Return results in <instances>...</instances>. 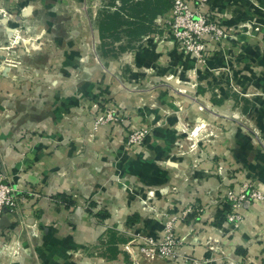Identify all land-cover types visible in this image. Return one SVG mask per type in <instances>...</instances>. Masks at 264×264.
Listing matches in <instances>:
<instances>
[{
	"label": "crops",
	"instance_id": "crops-1",
	"mask_svg": "<svg viewBox=\"0 0 264 264\" xmlns=\"http://www.w3.org/2000/svg\"><path fill=\"white\" fill-rule=\"evenodd\" d=\"M39 1L42 8L32 10L31 18L47 17L55 30L54 15L63 11L77 19L79 35L66 44L60 73L47 75L54 84L37 86L28 99L26 90L15 87L6 99L10 86L0 68V111L6 106L15 114L14 121H0V170L20 196L6 216L9 226L0 223V264H133L136 246L127 235L110 234L109 243L97 248L101 224L143 226L147 236L160 239L163 214L186 209L175 222L185 258L148 264H264V201L252 199L239 208L242 221L234 228L224 208L210 200L214 188L226 183L249 184L264 195V54L258 51L264 44V0H206L219 15L228 13L227 24L251 19L259 30L254 39L239 32V46L223 41L204 64L183 54L172 37L145 39L166 30L156 22L172 0H72L66 8L65 0ZM123 36L125 44L119 43ZM237 50H243L241 63L230 58ZM46 57L26 62L45 64ZM234 63L243 68L238 74ZM72 65L80 66L75 78ZM234 76L239 88L251 86L250 95H233ZM98 98L115 104L123 120L95 126L74 115L80 105L91 117ZM200 106L213 107L221 136L200 142L208 154L175 153L177 115L189 121L207 117ZM235 111L250 119L243 127L260 130L255 142L245 130L232 141L222 131ZM139 127L148 130L144 142L127 148L128 132ZM213 158L221 170L212 168ZM12 232L21 244L31 241L35 256L11 244L1 247ZM208 239L217 241L215 250L207 248Z\"/></svg>",
	"mask_w": 264,
	"mask_h": 264
},
{
	"label": "rangeland",
	"instance_id": "rangeland-1",
	"mask_svg": "<svg viewBox=\"0 0 264 264\" xmlns=\"http://www.w3.org/2000/svg\"><path fill=\"white\" fill-rule=\"evenodd\" d=\"M72 0H65L63 3L65 5V8L67 7L66 4H69L71 6ZM39 8H42V3L38 0H4L0 2V68H2L5 72L7 83L10 86L8 92H7V100L12 97V91L15 88H22V90H26V93L28 94L27 99L30 98L31 91H35L37 86H45L49 88L51 85L54 84L53 82H50L47 80L48 74L57 75L60 73L62 68V63L64 61L65 52L67 51V43L69 42H77L78 38V31H77V19H71L72 17L63 15L62 12L59 16L54 15L55 18L53 19V23L57 25V28L51 29L50 27V19L47 22V17H37L36 15L34 18H31L32 10H37ZM60 10V8H59ZM66 12V10H65ZM227 18L228 13H226V17L224 20V23L227 24ZM241 23H247L250 26L253 27V20H245L241 21L235 24H232L234 27V31H231L232 34L237 35L239 32H243V29L246 27H242L237 29V25ZM75 26V29L70 28L71 26ZM229 25V24H227ZM248 35V38L254 39V32L251 33H245ZM237 40L238 39V36ZM228 41V40H226ZM232 41L236 42V40L232 39ZM62 44V45H61ZM215 51V50H214ZM260 53L264 54V44L261 46V49L258 50ZM240 54H243V50H237L233 55H231V60L235 59L238 61V56ZM47 56V57H46ZM29 57H38V58H48L47 63L45 64H28L26 62V58ZM243 61V59H242ZM240 61L239 63H241ZM239 63H234L233 69L235 72L240 73L243 68ZM73 66V65H72ZM264 67V65H262ZM261 65L257 66V68L262 67ZM79 65H74L71 71L72 76L75 78L78 76L79 72ZM264 70V68L262 69ZM37 77L39 79H37ZM196 77V76H195ZM235 78L231 77L229 87L231 89V92L233 95H239V92L242 94L250 95L252 92H250L247 88H250L251 86H248L246 90L239 88V82L237 80L232 79ZM238 78V75H237ZM38 83V85H37ZM257 90H261L262 88L257 87ZM235 97V96H234ZM239 97V96H237ZM241 98V97H240ZM12 100V99H11ZM94 108L96 110L94 113L92 112V116L88 117V114L85 112H82V108L80 105H75L74 109L76 116H78L79 120L86 121V122H92L95 126H106L108 124H113L118 121L123 120L122 112L117 110V112L121 113V120L118 119V121H106L105 116L107 114L106 109L109 107L116 108L115 104L112 102H109L106 99H97L94 101ZM237 104H235L233 107H236ZM84 108V107H83ZM206 109L204 106H200V111L205 112ZM209 110L206 109V111L209 112L207 117L205 115H198L194 118L193 121H189L186 118H181L179 115H177V123L174 127L176 130V138L174 140V146H175V153L177 154H208L210 152L205 151L203 148L199 146L200 142H203L205 140H214L218 139V131L221 132V129H216V124H213L212 122V114L213 113V107L209 106ZM260 112V111H258ZM163 113L167 114L165 111ZM214 114V113H213ZM73 115V114H72ZM73 115V116H74ZM168 115V114H167ZM215 115V114H214ZM69 117V116H68ZM15 114L12 113L11 109L6 107L3 108L2 111H0V121H14ZM249 118H245L243 114L235 111L232 112L229 118L228 123H230L226 128H224L222 131L227 132L228 135L231 138L236 137L240 130L246 132L245 135L249 139L255 142L256 138H258V134L260 133V130L258 131V128L256 129L254 126L249 128L243 127L244 123ZM165 120V119H162ZM212 122V123H211ZM181 123V124H179ZM199 124H202V128L198 129L197 126ZM94 127V126H93ZM242 127V128H241ZM143 127L132 129L128 132L127 136L131 134L132 131H135L137 129H140ZM221 128V127H220ZM145 129V128H144ZM148 133V130H147ZM248 133H250L248 135ZM87 138L89 140H92L93 135L91 133H87ZM127 140V138H126ZM125 140V146L127 148L133 149L134 146L127 144V141ZM137 146V145H135ZM235 147V145L230 144V148L232 149ZM214 159V158H213ZM212 162V168L216 169L217 171L221 170V167L215 159ZM194 163V162H193ZM197 165L201 166L204 165L203 161L197 160ZM194 166V165H193ZM230 170H232V174L234 172H237L238 168L237 166H230ZM241 171V170H240ZM243 183L240 185L239 188H241ZM249 187L251 185L247 184ZM122 188H125L121 184ZM248 187V188H249ZM218 188V189H217ZM215 187V193L213 195L212 202L213 204L217 205L220 209L224 208L225 210V217L227 213L226 206L231 204H238V194H239V188H235L233 184L226 183L224 187ZM255 188V187H254ZM228 195H231V199L228 198ZM223 204H226L225 206ZM104 206V204H101ZM144 207H147V204H143ZM88 206V204H86ZM155 212H157L156 207H152ZM155 208V209H154ZM86 209H88L86 207ZM90 211V209H89ZM121 234V236L127 235L129 238L134 239L131 243L136 246L135 253L136 255L133 256V264H146L145 260L143 259V256L139 254L137 256V253H139V248L145 246V235H148L145 233V228L143 226H118L116 229L115 224L113 223H106L101 224V229L99 231L98 239L103 237L104 241H102V245H107L109 243L110 234L115 233ZM13 233L8 234V237H6L5 242L1 245L3 248H7L9 244L14 245L17 247V251L20 249H26L27 252H29L30 256H35V247L31 243L30 240H26L25 244H21L18 240H22V238H18V235L13 236ZM123 234V235H122ZM19 243V244H18ZM92 252L95 251L94 246H91ZM103 251V249H102ZM91 252V253H92ZM90 254V253H89ZM100 254V253H99ZM36 258V257H34Z\"/></svg>",
	"mask_w": 264,
	"mask_h": 264
},
{
	"label": "built area",
	"instance_id": "built-area-1",
	"mask_svg": "<svg viewBox=\"0 0 264 264\" xmlns=\"http://www.w3.org/2000/svg\"><path fill=\"white\" fill-rule=\"evenodd\" d=\"M171 2L168 10L156 22L158 28H165L166 30L160 34L153 32L145 36V39L152 37L155 41H163L168 37H172L181 52L192 55L197 64H204L223 41H232L234 39L238 46L242 43V41L237 40V35L232 34L231 31H234V27L224 23L226 14L220 13L219 15L218 11L206 7V0H172ZM236 27L237 29L246 27V29H243L244 33L259 30L258 26L252 27L247 23L238 24ZM119 43H126L125 36L121 38V42ZM190 72L191 70L187 71L189 76ZM106 112V121H118V119H122L121 113L117 112L114 107H109L106 109ZM146 135V128L132 131L127 136V144L132 146L140 145L144 142ZM248 187L247 184H243L239 188L238 204L226 206V220L234 228L242 221L239 208L248 206L252 199L264 201V195L259 189H249ZM228 198L231 199V195H228ZM212 199L213 196L210 197L211 201ZM19 201L20 196L18 195L17 186L5 180L0 170V220L3 216L12 215ZM223 205L225 206L226 204ZM187 210L180 213L163 214V234L160 239L145 235V246L139 248V254L143 256L146 264L152 263L155 260L179 261L185 258L179 251L184 238L176 234L175 222L177 219L183 218ZM102 241L106 242L103 237L94 241L97 244V248H100ZM216 242L215 239H208L205 244L208 249L215 250L217 248ZM98 252L100 253L101 250H98L96 253Z\"/></svg>",
	"mask_w": 264,
	"mask_h": 264
},
{
	"label": "water",
	"instance_id": "water-1",
	"mask_svg": "<svg viewBox=\"0 0 264 264\" xmlns=\"http://www.w3.org/2000/svg\"><path fill=\"white\" fill-rule=\"evenodd\" d=\"M0 223L3 224V225H5V226H9V219H8V217L3 216L1 218V220H0Z\"/></svg>",
	"mask_w": 264,
	"mask_h": 264
},
{
	"label": "trees",
	"instance_id": "trees-1",
	"mask_svg": "<svg viewBox=\"0 0 264 264\" xmlns=\"http://www.w3.org/2000/svg\"><path fill=\"white\" fill-rule=\"evenodd\" d=\"M98 213V212H97Z\"/></svg>",
	"mask_w": 264,
	"mask_h": 264
}]
</instances>
